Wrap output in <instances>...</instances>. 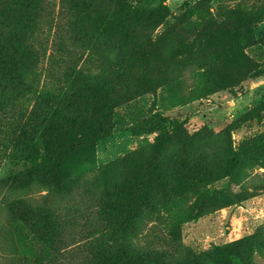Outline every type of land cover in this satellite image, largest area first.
Instances as JSON below:
<instances>
[{
    "label": "trees",
    "instance_id": "16d2710c",
    "mask_svg": "<svg viewBox=\"0 0 264 264\" xmlns=\"http://www.w3.org/2000/svg\"><path fill=\"white\" fill-rule=\"evenodd\" d=\"M262 20L261 0H196L176 11L165 0H0V202L11 242L32 264H70L77 237L83 264L264 259V222L207 250L180 239L182 224L264 192L261 174L233 195L216 187L246 165L263 167L264 100L218 133L158 112L128 116L153 141L96 161L98 142L123 127L118 108L186 73L202 69L204 97L264 78Z\"/></svg>",
    "mask_w": 264,
    "mask_h": 264
},
{
    "label": "rangeland",
    "instance_id": "374dc122",
    "mask_svg": "<svg viewBox=\"0 0 264 264\" xmlns=\"http://www.w3.org/2000/svg\"><path fill=\"white\" fill-rule=\"evenodd\" d=\"M196 0H165V3L176 11L183 3H193ZM264 2V0H261ZM213 10H218L217 6ZM257 30L264 31V20L257 25ZM44 65L40 63L39 67ZM203 72L197 68L175 79L167 88V92L157 93L156 96L144 95L136 103L117 109V115L123 124L109 138L98 142L96 149L97 165L102 166L113 159L124 155L139 147L142 141L152 142L156 133L133 129L131 124L152 112H158L168 122H185L188 130L193 131L202 124L207 125L214 133L220 132L228 122L235 119L245 111L264 100V78L242 81L233 92L222 91L204 97ZM159 95V96H158ZM34 100H31L30 105ZM143 114L138 115V110ZM135 116L133 121L127 117ZM125 121V122H124ZM260 126H249L247 130L241 129L233 134L234 143L242 137L253 135L262 131ZM3 161L0 163V178L3 175ZM261 174L264 178L263 167L256 168L246 165L233 181L222 180L216 187L233 195L252 184H260ZM250 179L247 183L246 180ZM188 202H179L176 206L183 207ZM4 205L0 202V264H32L31 255L24 248L11 242L7 232L6 214ZM264 222V192L257 194L239 204L219 208L204 217L182 224L180 227L181 242L195 250H207L214 246H221L227 242L237 240L253 233ZM161 227V226H160ZM78 241V242H77ZM65 252L70 264H83L85 252L81 250L82 238H75ZM254 264H264V259Z\"/></svg>",
    "mask_w": 264,
    "mask_h": 264
}]
</instances>
